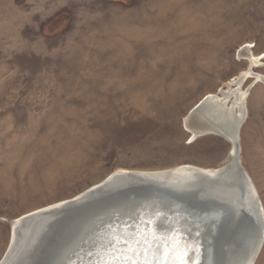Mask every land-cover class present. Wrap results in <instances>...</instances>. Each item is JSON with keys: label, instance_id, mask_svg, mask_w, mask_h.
Returning <instances> with one entry per match:
<instances>
[{"label": "rangeland", "instance_id": "obj_1", "mask_svg": "<svg viewBox=\"0 0 264 264\" xmlns=\"http://www.w3.org/2000/svg\"><path fill=\"white\" fill-rule=\"evenodd\" d=\"M249 69L264 76V0H0V259L11 221L116 169L225 165L223 135L192 139L183 119ZM245 111L239 159L264 212L263 81Z\"/></svg>", "mask_w": 264, "mask_h": 264}, {"label": "water", "instance_id": "obj_2", "mask_svg": "<svg viewBox=\"0 0 264 264\" xmlns=\"http://www.w3.org/2000/svg\"><path fill=\"white\" fill-rule=\"evenodd\" d=\"M225 172L198 174L214 180ZM121 174L129 173L113 171L69 199L21 216L0 264H156L164 241L147 250L138 243L146 236L151 240L153 229L160 236L170 229L180 233L189 245L190 264H221L236 236L230 233L231 206L199 193L201 184L167 185L140 175L123 181Z\"/></svg>", "mask_w": 264, "mask_h": 264}, {"label": "bare ground", "instance_id": "obj_3", "mask_svg": "<svg viewBox=\"0 0 264 264\" xmlns=\"http://www.w3.org/2000/svg\"><path fill=\"white\" fill-rule=\"evenodd\" d=\"M245 56L248 57L251 65L259 66L263 64L252 52ZM246 76H251L254 82L252 81L244 91H240V85H242L241 83ZM262 81L264 82L263 75L253 73L250 69L246 72L242 71L239 76L227 82L223 89H219L215 94L204 96L183 119L184 127L188 129V132H191L192 139L202 134H214L220 137L223 135L224 139L231 145L229 155L221 163V165L223 163L225 165L215 169H203L193 165H179L160 170H114L116 173H129L121 174L120 177L124 178L123 181L129 176L135 177L136 175H140L144 179L161 180L167 185L172 183H187L191 186L201 184L203 185L202 188H199V186L191 188H199V193H203L220 203L231 206L233 210L231 212L233 213L231 229L233 232L231 231L230 233H232V236H236L233 237V239L235 238L234 242H232V239L229 243L226 254H224L225 257H222L221 264H255L264 243L263 207L261 204L262 208H260L256 203L258 194L239 159V131L246 118L245 97L253 84ZM229 99L231 100L230 103H228ZM209 113H220L226 115L227 119L230 120L227 124H223L224 127L219 128L222 124H211L210 117L208 118L210 121L206 120ZM238 164L241 165L242 170ZM221 168H226V172L218 174L214 180H207L198 174L214 173V171ZM21 216L10 222V238L11 234L14 237L15 226L20 223Z\"/></svg>", "mask_w": 264, "mask_h": 264}, {"label": "snow or ice", "instance_id": "obj_4", "mask_svg": "<svg viewBox=\"0 0 264 264\" xmlns=\"http://www.w3.org/2000/svg\"><path fill=\"white\" fill-rule=\"evenodd\" d=\"M158 216V214H157ZM149 227L153 224L152 220L147 222ZM148 231V229H146ZM170 234H165L164 236H160L153 229L149 232V236L151 240L146 236L142 241H138V243H142L145 245V250L150 246V244L156 240H163L164 243L160 245L162 247L161 256L162 259L157 261L156 264H190L189 262V252L188 247L180 233H177L174 229L169 230ZM169 256L172 257L171 261H169ZM144 264H152V262L145 261ZM191 264H196L195 261H191Z\"/></svg>", "mask_w": 264, "mask_h": 264}, {"label": "crops", "instance_id": "obj_5", "mask_svg": "<svg viewBox=\"0 0 264 264\" xmlns=\"http://www.w3.org/2000/svg\"><path fill=\"white\" fill-rule=\"evenodd\" d=\"M228 1H230V0H228ZM192 2H187L186 3V6H185V10H186V12H188V11H190L191 10V6H192V4H191ZM188 8H190V10H188ZM246 45V44H245ZM241 48V47H240ZM250 52H251V50H249Z\"/></svg>", "mask_w": 264, "mask_h": 264}]
</instances>
